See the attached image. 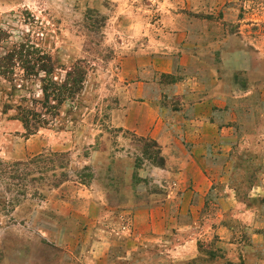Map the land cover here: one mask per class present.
<instances>
[{
	"label": "rangeland",
	"instance_id": "374dc122",
	"mask_svg": "<svg viewBox=\"0 0 264 264\" xmlns=\"http://www.w3.org/2000/svg\"><path fill=\"white\" fill-rule=\"evenodd\" d=\"M162 36V114L119 127ZM0 264H264V0H0Z\"/></svg>",
	"mask_w": 264,
	"mask_h": 264
},
{
	"label": "crops",
	"instance_id": "0c3cea01",
	"mask_svg": "<svg viewBox=\"0 0 264 264\" xmlns=\"http://www.w3.org/2000/svg\"><path fill=\"white\" fill-rule=\"evenodd\" d=\"M188 33L189 37L185 45L188 46V49L187 47L182 49V52H186L185 54L182 53L184 57L186 55L190 57L191 55L189 53L192 51V28L188 29ZM163 36L159 41L149 46L140 47L133 53L134 57L148 58L149 61L137 67L138 77L135 78L136 81L129 84L119 95L120 105L123 108H118L113 114L114 122L119 127L137 132L147 128L149 131L151 124L162 114L163 107L161 101L163 100V93L155 77L159 72L174 74L175 68H177V58H180L178 53L180 50L179 44L177 42H171L167 37L164 39ZM190 60L192 59L189 58V63ZM179 64L181 63L179 62ZM181 66L184 68L189 67L188 64L183 63ZM210 95L212 94L210 93ZM139 98H142V100H139ZM159 128L160 126H158ZM156 138H158L161 144L165 141L164 133H161L160 137L156 136Z\"/></svg>",
	"mask_w": 264,
	"mask_h": 264
},
{
	"label": "trees",
	"instance_id": "16d2710c",
	"mask_svg": "<svg viewBox=\"0 0 264 264\" xmlns=\"http://www.w3.org/2000/svg\"><path fill=\"white\" fill-rule=\"evenodd\" d=\"M12 56H13V55H12ZM7 58H8V57H6L5 59H7ZM34 64H35V63H34ZM34 67H35V65L32 66V68H34ZM44 67H46V66L44 65ZM26 68H29V69H30V66H27ZM42 70H43V69H42ZM23 117H24V116H23ZM24 122L27 124V128H29V127H28L29 118H25V117H24Z\"/></svg>",
	"mask_w": 264,
	"mask_h": 264
}]
</instances>
